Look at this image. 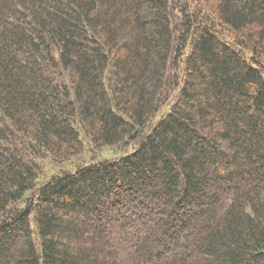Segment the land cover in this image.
I'll list each match as a JSON object with an SVG mask.
<instances>
[{
  "label": "trees",
  "instance_id": "1",
  "mask_svg": "<svg viewBox=\"0 0 264 264\" xmlns=\"http://www.w3.org/2000/svg\"><path fill=\"white\" fill-rule=\"evenodd\" d=\"M0 264H264V0H0Z\"/></svg>",
  "mask_w": 264,
  "mask_h": 264
},
{
  "label": "rangeland",
  "instance_id": "2",
  "mask_svg": "<svg viewBox=\"0 0 264 264\" xmlns=\"http://www.w3.org/2000/svg\"><path fill=\"white\" fill-rule=\"evenodd\" d=\"M119 154H121V151H119V149L109 147V148H104V149L99 150L97 156L98 158L100 157L104 158V157L118 156ZM87 156L90 157V155H87ZM45 167L47 168L46 171L48 170L47 171L48 173L45 171V174H46L45 176H47L48 174H50L51 172L55 170L52 167H50L47 162L45 163Z\"/></svg>",
  "mask_w": 264,
  "mask_h": 264
}]
</instances>
